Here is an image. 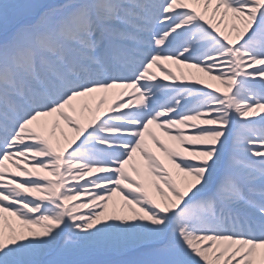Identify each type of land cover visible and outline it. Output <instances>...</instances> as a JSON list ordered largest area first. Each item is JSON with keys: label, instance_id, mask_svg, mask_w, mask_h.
Masks as SVG:
<instances>
[{"label": "snow or ice", "instance_id": "obj_1", "mask_svg": "<svg viewBox=\"0 0 264 264\" xmlns=\"http://www.w3.org/2000/svg\"><path fill=\"white\" fill-rule=\"evenodd\" d=\"M0 264H264V0H0Z\"/></svg>", "mask_w": 264, "mask_h": 264}, {"label": "bare ground", "instance_id": "obj_2", "mask_svg": "<svg viewBox=\"0 0 264 264\" xmlns=\"http://www.w3.org/2000/svg\"><path fill=\"white\" fill-rule=\"evenodd\" d=\"M172 67H173V71H177V69H176L175 66H172ZM188 71H191V72H194V73L196 72L195 69H191V70H189V69H185V72H188ZM157 74H158V76L160 75L159 72H158ZM177 75H179V72H177ZM197 75H202V74L197 73Z\"/></svg>", "mask_w": 264, "mask_h": 264}]
</instances>
